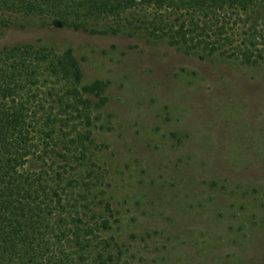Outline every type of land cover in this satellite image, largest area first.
Instances as JSON below:
<instances>
[{
    "label": "rangeland",
    "instance_id": "rangeland-1",
    "mask_svg": "<svg viewBox=\"0 0 264 264\" xmlns=\"http://www.w3.org/2000/svg\"><path fill=\"white\" fill-rule=\"evenodd\" d=\"M4 18L0 49H70L83 85L107 82L101 106L85 96L93 186L81 206L86 222L107 220L96 234L118 264H264V64L187 52L136 23L89 33Z\"/></svg>",
    "mask_w": 264,
    "mask_h": 264
},
{
    "label": "trees",
    "instance_id": "trees-1",
    "mask_svg": "<svg viewBox=\"0 0 264 264\" xmlns=\"http://www.w3.org/2000/svg\"><path fill=\"white\" fill-rule=\"evenodd\" d=\"M264 0H0V25L14 14L89 33L125 23L187 52L264 64ZM104 30L89 28L101 24ZM107 82L82 84L70 49H0V264H118L81 201L92 184V117L86 95L105 97ZM87 176V175H86ZM93 212V210L89 209Z\"/></svg>",
    "mask_w": 264,
    "mask_h": 264
}]
</instances>
